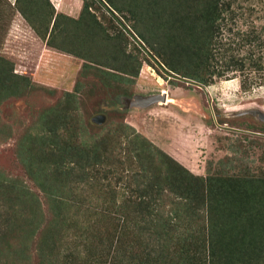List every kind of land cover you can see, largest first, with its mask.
<instances>
[{
    "label": "rangeland",
    "instance_id": "rangeland-1",
    "mask_svg": "<svg viewBox=\"0 0 264 264\" xmlns=\"http://www.w3.org/2000/svg\"><path fill=\"white\" fill-rule=\"evenodd\" d=\"M19 1L24 0H0V58L11 61L12 70L17 74L14 76L15 81L20 83L21 74L29 78L30 86L21 96H10L0 101V124L4 129L0 132V170L8 176L22 179L37 194L42 207H45V196L28 178L16 155V142L24 133L35 134L37 129L42 139H49L46 131L49 133L47 129L52 125L47 124L53 120V117L44 118L43 121L46 123H43L38 116L47 108L57 107L64 92L72 91L77 80L81 85L78 107L85 131L80 136L77 132H70L67 135L54 134V136L49 133L51 138L56 139L60 144L68 145L69 153L77 155L82 149L89 150L94 141L103 135L104 130L110 137L109 150H113L117 157L123 158L125 153L120 148L124 146L119 145L117 141L121 140L124 143L119 132L124 123L134 128L131 133L138 137L139 142H146L154 149L162 150L203 180L207 175L213 177L218 173H232L234 170L247 172L251 176L264 177V121L256 115L257 110L264 112V84L261 83L264 59L262 57V62L257 60V55L261 52L260 48L264 55V45L260 48L247 44L239 46L241 43L239 39L242 36H253L258 31L260 34L264 24V0H236L234 8L237 10V15L222 22L220 26L222 45L214 52L218 59L215 57L217 64L224 62L226 54L223 55L221 52L228 47L226 46L228 42H231L233 54L242 56L251 51L252 58L250 57V60L244 58L246 63L242 71L232 70L221 75L210 74L203 67L200 73L208 79L206 83L191 81L169 70L164 59L142 42L132 28V21L126 20L124 14L112 9L105 0H49V3L45 0H37L31 5L27 14L30 22L20 13ZM84 3L89 5L87 7L89 13L108 30L106 33L103 30H94L96 42L87 40L89 43L83 42L82 45V40H77L75 34L81 31L79 28L81 25L76 19ZM56 15L57 30L54 29L49 38L48 34L46 35L45 39L51 41L46 43L41 36L46 29L51 28L48 21ZM121 28L126 33L127 40L118 34ZM251 30L254 31L253 34ZM247 31L250 33H245ZM250 42L255 43L254 40ZM166 43L172 45L173 42L166 41ZM74 51L81 56L71 53ZM128 54L129 56L132 54L134 58L132 62H141L138 75L132 78V82L120 83L114 80L110 86H104L102 84L104 74L99 70L101 64L103 62L111 64L118 60L121 62L124 55L128 56ZM86 58L94 59L93 63L89 65L90 61H85ZM161 93L165 94L164 101L158 98L159 100H152L146 104H130V100L135 95L146 97ZM97 114L103 116L100 122L92 120ZM87 122L90 125H87ZM84 134L87 144L79 142V138H83ZM112 144L115 145V149H112ZM99 147L98 151L101 152L102 149ZM91 160L81 167L86 170L84 175L86 185L82 188L84 190L79 192L80 197L72 196L73 210L84 208L91 200H93L92 205L99 200L102 204L112 200L117 204L123 202L124 205L131 199L137 200L136 194L126 185L128 183L118 179L116 171L108 173L107 177L101 180L100 173L106 167L103 165L100 171H97L99 159L95 162ZM193 185L191 180L185 187L194 189ZM101 186L104 191L109 190L111 195L104 192L97 197ZM207 188L208 186L205 187V192ZM209 188L211 191H217L213 185ZM203 189L204 185L200 190L203 192ZM145 194L149 193L145 192ZM102 204L100 209L103 208ZM170 204L166 202L159 207L162 218L168 220L157 237L151 235L155 232L153 229V231L138 232L141 235L137 236L141 237L140 241L132 238L131 234L123 235L121 248L118 247L120 243H112L110 247L105 244L98 249L100 252H105L101 255L102 264H249L252 262L245 256L251 252L245 243L242 245H245L246 249L241 245L239 249L237 247L232 251L226 241L227 237L232 236L231 234L226 237L218 230L214 233L213 226L210 228L209 224L208 227L207 222H203L204 228L201 227V208L196 207L195 204L191 206L182 199L179 202L180 206ZM177 212L183 214V221L179 225H176L178 222L174 223ZM143 213L144 217L149 216L147 212ZM49 216L34 214L32 220L39 221L42 218L40 228H43ZM84 218L82 214L76 215L78 226L76 234L73 235L74 230L62 231V236L67 235L64 241H68V245H61L68 246L69 250L73 251L69 262L64 259L68 258L67 254L66 257H62L68 251L63 250L62 246L58 254L49 259L42 257L38 250L36 251L35 243L39 232L37 228L28 247L30 254H25L23 251L14 254L11 252L10 256L0 254V264H101V262L86 263L84 260L87 258L84 251L95 242L94 224L88 228L84 227L89 224ZM105 224V228L98 230L101 239H106L107 236L113 237L112 234L108 235L109 224L107 222ZM173 224L175 228H172ZM97 226L102 225L99 223ZM73 227L76 225L73 224ZM27 228L28 226L17 236L22 241H25L24 236L27 240L33 235ZM209 243H212V249H218L217 251L222 253L220 257H216V261H212V255H208L211 249ZM218 243L219 248L216 246ZM26 245L24 242L21 244L24 248ZM231 251L235 254L246 251L243 253L244 259L234 255L229 257ZM58 255H61L59 260ZM251 264H262V261L254 257Z\"/></svg>",
    "mask_w": 264,
    "mask_h": 264
},
{
    "label": "trees",
    "instance_id": "trees-1",
    "mask_svg": "<svg viewBox=\"0 0 264 264\" xmlns=\"http://www.w3.org/2000/svg\"><path fill=\"white\" fill-rule=\"evenodd\" d=\"M36 1H19V11L29 22L27 14L30 12L31 5ZM48 1L45 0L49 3ZM105 1L112 9L124 14L126 20L132 21V28L142 42L164 59L169 66V70L179 73L180 76L191 81L198 83L208 81L200 73V69L203 67L210 74L221 75L232 70L242 71L246 63L244 58H252L251 51L250 53H244L242 56L233 54L232 43L228 42L226 45L228 47L221 52L227 55L223 54L226 60L224 62L218 61L219 64L216 62L218 59L214 52L220 49L219 47L222 45L220 26L223 21L232 19L233 15H237V10L234 8L236 0ZM88 6L87 3H84L81 13L76 19L81 25L79 27L81 31L75 35L77 40H82V45L89 43L87 40L93 43L96 42V32L94 30H103L104 33L108 30L105 26H102V23L93 14L89 13ZM56 21L57 15L55 18L51 17L48 21L51 28L46 29L43 36H41L42 38L45 39L47 34L49 38L51 32L54 29L57 30L58 23ZM263 29L264 24L260 34L259 31L253 34L254 31L251 30L253 36H242L239 39L241 40L239 46L240 44L242 46L247 44L248 46L262 47L264 45ZM119 31L118 34L127 40L124 30L121 28ZM36 33L38 32L36 31ZM245 33L249 34L250 32ZM48 38L45 39L46 43H51ZM251 40H254L255 43L250 42ZM166 41L173 42V46L167 44ZM259 50L261 52L257 55V60L259 59L262 62L264 55L262 48ZM71 53L81 56L75 51ZM215 57L217 60H215ZM133 60L132 54L131 56L128 54V56L124 55L121 62L119 60L111 64L103 62L102 67H99V70L104 74L102 84L110 86L114 80L120 83L132 82V78L138 75L141 64V62H132ZM85 61H90V63L88 62L90 65L94 59L86 58ZM191 63L192 67L190 68ZM12 69L11 61L0 58V101L10 96L19 97L30 86L29 78L21 74H18L20 83L15 81L14 76L17 74ZM261 83L264 84V74L261 77ZM122 90L126 91L125 89ZM80 93L81 85L80 81L77 80L72 91L64 92V96L57 103V107L47 108L38 116L43 123H46L43 121L44 118L53 117V120L47 124L48 126L52 125L47 130L53 136L54 134L67 135L70 132H77L80 136L85 131L82 127L83 123L78 107V95ZM87 125H90L89 122H87ZM2 130L4 131L3 126L0 124V132ZM131 131H134V128L124 123L119 130L124 143L121 140L117 142L119 145L124 146L120 148L125 153L123 158L117 157L113 150H109L111 141L109 134L104 130L103 135L94 141L95 143L88 148L89 150H78L81 153L77 155L71 154L72 152L69 153V146L62 145L56 139L51 138L47 131L48 140L42 139L39 129L35 134L24 133L16 142V155L28 178L35 183L45 196V207H42L37 194L22 179L8 176L0 170L1 256H10L11 252L14 254L18 251L30 254L28 247L31 245L35 229L38 228V239L35 243L36 251L38 250L42 257L54 258L61 250L62 245H68V241H64L67 235L62 236V231L74 230L72 233L73 235L76 234L78 228L76 215L80 216L82 214L85 217L84 221H89V224L84 227L88 228L93 224L95 227L93 230L95 242L91 243L84 251L87 257L84 260H86V263L101 262L102 264L103 257L101 255L105 252L98 250L101 246L108 244L110 247L112 243H120L118 247L121 248V236L131 234L132 238L139 240L141 237L137 236L141 235L138 232L143 230L153 229L155 232L151 235L157 237L165 228L168 220L162 218L160 205L170 202L171 206H180L179 202L182 199L183 202H187L191 206L195 204L196 207L202 209V228L205 227L204 223L207 222L208 227L209 224L210 228L213 226L214 233L218 230L220 234L222 233V236L225 235L226 237L231 234L232 236L227 237L226 241L232 251L237 247L239 249L245 243L246 247L251 250L245 255L246 258L253 262L254 257H258L264 264V177L251 176L247 172L234 170L233 174L218 173L217 176L213 175V177L207 175L203 180L202 177H198L182 167L179 162L162 150L154 149L146 142H139L138 137H135ZM134 133L136 134V132ZM79 142L87 144L85 134L83 138H79ZM98 146L101 147V152L98 151ZM115 148V145L112 144V149ZM89 160L92 162L98 160L97 171H100L103 165L106 167L100 173L101 180L107 177L108 173L116 171L118 179L128 183L126 185L131 192L136 194L137 200L133 201L131 199L125 205L123 202L117 204L112 200L106 202V204H102L99 200L92 205L93 200H91L84 208L73 210L74 200L72 196L74 198L79 196V192L84 190L82 188L86 185L84 177L86 170L81 167L86 163L88 164ZM199 178L200 180L197 181ZM191 180L194 183V189L185 187ZM203 185L202 192L200 189L203 188ZM211 185L215 189L217 188L216 192L210 190L209 186ZM207 186V192H205ZM104 192L111 195L109 190L105 189L104 191L101 186L97 197L104 194ZM145 192L149 194L146 195ZM190 194L192 197H190ZM101 204L103 205L102 209H100ZM71 208L72 210H70ZM172 210L175 211V208L172 207ZM143 212H147L149 216L144 217ZM32 214H41L42 216L48 214L50 216L44 227L40 228L42 218L39 221L32 220ZM182 221L183 214L177 212L174 223L178 222L176 225H179ZM95 222L98 223L95 224ZM105 222L109 224L108 235L112 234L113 237L107 236L106 239H101L98 230L105 228ZM72 223L76 227H73ZM99 223L102 226H97ZM26 226H28L27 230L32 231L33 235L30 234L31 236L27 240L24 236L23 240L25 241H22L17 236L22 231L24 232ZM172 228H175L174 224ZM227 231L229 233H226ZM132 238L130 239L132 240ZM22 242L27 244L25 248L21 246ZM216 246L219 248L220 244L218 243ZM242 246L246 249L245 245ZM209 247L211 249L208 255H212V261L222 255L221 252L217 251L218 249H212V243H209ZM62 249L68 250H65L66 252L62 257L68 255V258L64 259L69 262L71 256H73V251L69 250L68 246ZM232 251L229 257L234 255L239 259H244L243 253L246 251L238 254L232 253ZM60 256L58 255V260ZM251 263L249 262V264Z\"/></svg>",
    "mask_w": 264,
    "mask_h": 264
},
{
    "label": "water",
    "instance_id": "water-1",
    "mask_svg": "<svg viewBox=\"0 0 264 264\" xmlns=\"http://www.w3.org/2000/svg\"><path fill=\"white\" fill-rule=\"evenodd\" d=\"M158 98H160V100L164 101L165 99V94L161 93L158 95H149L146 97H141L139 95H135L132 97V99L130 100V104H146L152 100H159ZM256 115L264 121V112L257 110L256 111ZM103 119V116L101 114H97L95 116L92 117V120L94 122H100Z\"/></svg>",
    "mask_w": 264,
    "mask_h": 264
}]
</instances>
